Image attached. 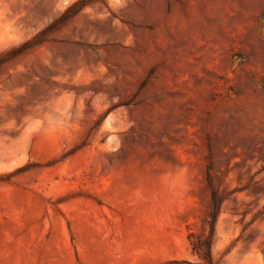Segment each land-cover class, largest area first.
I'll list each match as a JSON object with an SVG mask.
<instances>
[{
    "label": "rangeland",
    "instance_id": "rangeland-1",
    "mask_svg": "<svg viewBox=\"0 0 264 264\" xmlns=\"http://www.w3.org/2000/svg\"><path fill=\"white\" fill-rule=\"evenodd\" d=\"M208 176L264 264V0H0V264H203Z\"/></svg>",
    "mask_w": 264,
    "mask_h": 264
},
{
    "label": "trees",
    "instance_id": "trees-1",
    "mask_svg": "<svg viewBox=\"0 0 264 264\" xmlns=\"http://www.w3.org/2000/svg\"><path fill=\"white\" fill-rule=\"evenodd\" d=\"M24 45L23 51H26L36 44H34V40H30ZM208 184L211 189V212L207 221V231L204 235L191 232L189 238L194 252L198 254L203 264H218L214 257L213 247L217 239V223L225 198L215 186L211 176H208Z\"/></svg>",
    "mask_w": 264,
    "mask_h": 264
}]
</instances>
